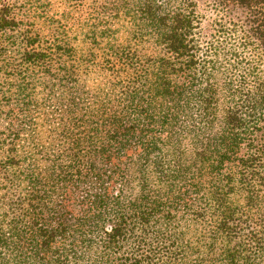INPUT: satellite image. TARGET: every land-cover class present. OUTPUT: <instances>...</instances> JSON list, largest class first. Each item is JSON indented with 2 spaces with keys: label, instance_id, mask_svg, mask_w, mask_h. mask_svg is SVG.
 <instances>
[{
  "label": "trees",
  "instance_id": "1",
  "mask_svg": "<svg viewBox=\"0 0 264 264\" xmlns=\"http://www.w3.org/2000/svg\"><path fill=\"white\" fill-rule=\"evenodd\" d=\"M33 1L0 0V54L18 45L51 75ZM157 1L98 12L109 87L84 107L64 65L60 150L0 140V264H264V0H214L257 18L236 46L199 44L194 0Z\"/></svg>",
  "mask_w": 264,
  "mask_h": 264
},
{
  "label": "rangeland",
  "instance_id": "2",
  "mask_svg": "<svg viewBox=\"0 0 264 264\" xmlns=\"http://www.w3.org/2000/svg\"><path fill=\"white\" fill-rule=\"evenodd\" d=\"M194 1L197 15L195 37L200 45L211 40L222 46L240 45L245 30L250 27L249 23L258 18V22L264 24V12H259L257 18H250L249 12L236 6L222 7L214 0ZM32 7L33 12L42 17L36 19L31 28L38 36L37 46L50 54L51 75L42 63L36 66L23 64L18 45L11 48L2 45L6 49L0 54V140L5 138L11 127L17 132L16 144L22 153L31 155L37 151L34 156L40 159L50 155L48 152L60 150L64 140L61 137L65 135L59 136L55 131L63 128L61 117L65 106L59 99L65 88L59 78L65 73L64 65L68 70L76 69L80 74L79 83L87 92L83 96L84 107L93 105L94 92L99 85L109 87V39L98 38V42L91 44L88 35L91 29L99 33L104 27L99 23V18L96 19L102 8H108L106 13L99 16L102 21H108L113 11H109V0H84L79 3L34 0ZM126 9L125 6L121 11ZM123 24L129 29L127 21ZM251 53L250 50L242 51V56L250 59ZM63 124L66 130L69 126L65 125V121ZM85 129V126L81 128L82 136ZM9 145L5 143V149ZM2 152L0 149V155ZM2 175L0 173V177ZM3 192L0 191V209L4 207L1 201ZM9 193L16 196L18 192L16 188H11Z\"/></svg>",
  "mask_w": 264,
  "mask_h": 264
}]
</instances>
